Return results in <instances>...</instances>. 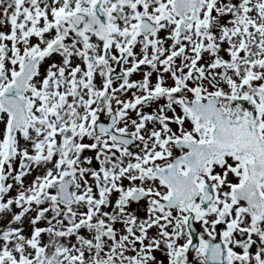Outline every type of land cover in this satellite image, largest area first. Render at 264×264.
I'll return each mask as SVG.
<instances>
[{
    "label": "snow or ice",
    "instance_id": "6c2138e0",
    "mask_svg": "<svg viewBox=\"0 0 264 264\" xmlns=\"http://www.w3.org/2000/svg\"><path fill=\"white\" fill-rule=\"evenodd\" d=\"M0 264H264V0H0Z\"/></svg>",
    "mask_w": 264,
    "mask_h": 264
}]
</instances>
